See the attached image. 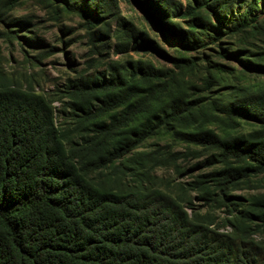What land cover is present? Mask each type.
I'll return each instance as SVG.
<instances>
[{"label":"trees","instance_id":"1","mask_svg":"<svg viewBox=\"0 0 264 264\" xmlns=\"http://www.w3.org/2000/svg\"><path fill=\"white\" fill-rule=\"evenodd\" d=\"M65 1L91 26L119 17L118 0ZM134 1L164 35L193 47L190 33L171 30V0ZM192 1L187 15L211 8L223 25L227 2L216 8L212 0ZM249 27L245 18L229 31L236 35ZM142 40L175 67L187 65ZM222 56L238 59L230 49ZM245 57L240 62L246 70L264 75V50ZM121 70L112 64L98 81H71L70 125L62 129L53 107L59 98L18 87L0 74V264H264V241L256 239L264 236V193L233 194L241 183L264 176V87L218 105L226 117L256 126L223 138L189 115L205 99L176 94L154 105L167 90L152 82L163 72L138 63L128 79ZM162 130L213 153L210 171L193 177L190 188H163L156 173L196 153L160 146L138 151ZM191 193L205 212L193 209ZM221 211L223 218L216 214Z\"/></svg>","mask_w":264,"mask_h":264},{"label":"rangeland","instance_id":"2","mask_svg":"<svg viewBox=\"0 0 264 264\" xmlns=\"http://www.w3.org/2000/svg\"><path fill=\"white\" fill-rule=\"evenodd\" d=\"M218 1L222 0H212L211 5L218 8L219 3H223ZM223 1L227 2L228 14L223 15L224 23L220 26L211 8L197 10L191 16L187 13L195 7L192 0H171L172 7L166 10L173 16L169 19L170 27L178 36L181 35L179 30L190 33L193 47L187 49L180 46L176 41L178 38L173 40L164 35L154 18L134 0H118L119 17L92 26L71 13L65 0H0V74L18 87H33L37 93L59 98L53 107L56 125L62 129L70 125L71 110L66 91L71 81L82 77L98 81V77L107 76L112 64L118 65L131 79L137 64L141 63L163 72L162 77L152 82L167 85V90L159 95L154 105L165 104L176 94H183L191 101L205 99L189 114L195 119V125L213 130L223 138L248 134L255 125L230 119L219 113L217 107L264 87V75L249 72L240 62L249 53L255 55L264 50V0ZM254 3V10L249 12ZM245 18L250 27L233 35L229 30ZM212 26L222 30L221 34H215ZM142 37L168 57L187 60V65L175 67L151 50ZM226 49L235 53L238 59L223 57L222 52ZM216 65H223L228 70L219 71ZM158 146L176 153H196V157L189 156L176 165L157 170L156 177L163 188L174 184L190 188L193 177L210 171L207 161L213 153L179 141L172 130H162L138 151ZM185 172L187 175L183 176ZM263 193V175L250 178L233 191L234 195L242 197ZM191 199L193 209L206 211L196 193H191ZM216 214L222 218L225 215L223 211ZM256 239L264 241V236Z\"/></svg>","mask_w":264,"mask_h":264}]
</instances>
